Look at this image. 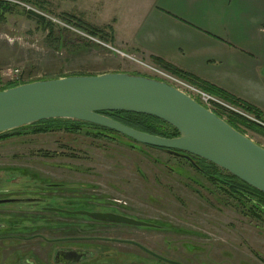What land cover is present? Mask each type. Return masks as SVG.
Instances as JSON below:
<instances>
[{
    "label": "rangeland",
    "instance_id": "obj_1",
    "mask_svg": "<svg viewBox=\"0 0 264 264\" xmlns=\"http://www.w3.org/2000/svg\"><path fill=\"white\" fill-rule=\"evenodd\" d=\"M62 1L48 0L44 9L56 17L53 33L43 23L28 17L21 7L8 13L4 20L0 19V41L14 58L0 68V88L14 80L28 82L72 74L147 73L113 49L133 54L128 48L102 42L62 18L59 9L65 6ZM17 69L19 72H15ZM244 128L246 134L264 146V135ZM31 130L27 128L21 130L26 132L22 135L0 139V182L3 181L0 187H10L7 179L15 180L11 185H31L33 176L54 182L80 183L86 185L82 189L85 195L99 194L127 202V212L157 223L159 229L97 225L90 233L79 229L65 233L61 228L65 221L69 225L91 222L48 216L33 210L18 212L19 224L29 219L34 223L36 216H48L49 221L39 227L33 224L34 234L42 237L33 234L30 240H22L21 236L31 234L22 230L1 235L0 264H54L55 247L45 245L43 237L63 236L133 239L182 264H264V214L260 213L261 218L250 216L249 204L237 201L225 186L208 180L183 158L140 144L120 133L96 136L100 130L86 125H80L77 132L64 126L39 133ZM49 203L59 202L50 199ZM0 206H18V203ZM3 223L13 222L2 218L0 224ZM116 245L114 250L106 249L111 251L110 256L102 248L89 247L96 256L83 264H170L157 262L137 247Z\"/></svg>",
    "mask_w": 264,
    "mask_h": 264
},
{
    "label": "water",
    "instance_id": "obj_2",
    "mask_svg": "<svg viewBox=\"0 0 264 264\" xmlns=\"http://www.w3.org/2000/svg\"><path fill=\"white\" fill-rule=\"evenodd\" d=\"M112 111L156 117L176 128L178 135L164 137L138 130L104 114ZM55 118L96 124L140 144L198 156L264 193V146L160 79L134 72L109 71L36 79L0 90V133ZM79 213L103 221L151 225L112 213ZM62 253L58 251L56 258L62 257Z\"/></svg>",
    "mask_w": 264,
    "mask_h": 264
},
{
    "label": "crops",
    "instance_id": "obj_3",
    "mask_svg": "<svg viewBox=\"0 0 264 264\" xmlns=\"http://www.w3.org/2000/svg\"><path fill=\"white\" fill-rule=\"evenodd\" d=\"M62 2V13L111 27L114 43L132 55L149 62L161 57L255 105L264 116V0ZM13 59L0 41V68Z\"/></svg>",
    "mask_w": 264,
    "mask_h": 264
},
{
    "label": "flooded vegetation",
    "instance_id": "obj_4",
    "mask_svg": "<svg viewBox=\"0 0 264 264\" xmlns=\"http://www.w3.org/2000/svg\"><path fill=\"white\" fill-rule=\"evenodd\" d=\"M30 175V174H29ZM2 182H0V186H2ZM6 182L10 187H0V204L5 203H18V206H0V219L8 218L13 223H3L0 224V237L3 235H12L17 230V233H31L28 237H22V240L28 241L31 239V235L35 233V226H33V221L30 219L25 221L24 223H17L18 220V212H28V211H36L38 213H45L49 216L52 214L62 216V217H70L74 219H85L90 224L85 223H76L75 225H69L67 221L62 223V227L66 232L73 231L74 229H79L83 232L90 233L97 229V225H106L111 228L117 227H130V228H139V229H159V225L157 223H153L148 220H142L136 215H132L128 210L127 202H124L120 199L116 198H108L104 195L99 194H89L85 195L83 192V188L86 185L80 183H63V182H54L47 178L38 179L35 178L33 180V184H21L24 188L23 190H16L14 188H22L20 185H11L15 182L14 179H7ZM35 182V183H34ZM40 183V184H39ZM92 187V185H89ZM87 185V187H89ZM81 189V190H79ZM70 191V195H67V192ZM76 190V191H74ZM79 190V192H77ZM72 194V195H71ZM56 200L58 204L49 203V200ZM6 200V201H4ZM85 204L84 206H81ZM33 207H29V206ZM79 211H88V212H101V213H112L122 216L132 217L141 221H145L151 225H131L127 223H117L112 221H103L98 219H93L83 213H79ZM264 213V212H263ZM250 216L255 217L251 213ZM29 218L22 217V219ZM264 218V215H263ZM31 221V222H30ZM86 225V226H85ZM105 229V228H104ZM2 235V236H1ZM41 234H34V237ZM42 237V236H41ZM20 239V237L18 238ZM45 245H54V251L52 255V261L54 264H83L85 261L90 259H94L96 254L94 249L89 247H99L104 249L105 254L110 256L111 251L108 252L106 249H113L118 245H131L137 247L140 251L149 254L152 258H154L157 262H167L171 263L168 260L176 261L168 259L156 252L152 249L144 246L142 243L133 240V239H123V238H114V237H90V236H63L58 238H44ZM98 240V243H91V240ZM63 252V256L56 258L57 252ZM126 254V253H124ZM128 254V253H127ZM130 254V253H129ZM69 255L70 257H67ZM146 259V258H144ZM181 263V262H179ZM182 264V263H181Z\"/></svg>",
    "mask_w": 264,
    "mask_h": 264
},
{
    "label": "trees",
    "instance_id": "obj_5",
    "mask_svg": "<svg viewBox=\"0 0 264 264\" xmlns=\"http://www.w3.org/2000/svg\"><path fill=\"white\" fill-rule=\"evenodd\" d=\"M25 1L32 3L43 10L46 7L45 0H25ZM16 7L18 6L11 4L10 2H7L6 0H0V19L4 20L7 14L11 13ZM25 11L28 17L36 19L38 23H43L44 26L48 27L49 33H53L52 31L54 27L51 21H48L43 16L38 15L32 11H27V10ZM61 17L67 20L68 23H72L78 29L88 33L89 35L93 37L100 39L103 42L110 43V44L114 42L113 30L111 27L109 28V30H107L106 28L97 27V26H94L82 20L81 18L75 15H71L67 13H61ZM152 60L154 63L172 72L173 74H176L190 81L191 83L201 87L202 89L210 92L211 94H214L236 106H239L245 111L249 112L250 114H253L255 117L264 120V116L261 110L255 105L241 98H238L237 96L231 94L225 89L209 81L202 79L201 77L195 75L192 72H188V71L178 68L174 64L164 60L161 57L152 56ZM8 83L9 84L6 87H2L0 88V90L8 88L13 85L23 83V82L14 80ZM215 112L220 117L226 118L227 122H229L233 127H235L236 129H238L239 131L243 133H246L245 128H244V126H246L249 129H252L264 135L263 126L249 120L248 118L244 116H241L231 111H227L223 108H219L215 110ZM225 112L227 115H225ZM104 114L128 126H131L133 128H136L138 130H141L147 133L156 134V135H160L164 137H174L178 135L177 129L174 128L172 125L156 117L149 116L146 114L125 112V111L104 112ZM80 125H86V126H90V127L100 130L99 133L96 132V136H100V135L106 136L105 134L106 132L118 133L114 130L105 128L103 126H99V125L84 122V121H78V120L66 119V118H55V119H47V120L38 121L30 125H26L20 128H16L10 131L0 133V139L8 138L14 135H22L26 132L22 133L21 130H24L27 128H32L31 130L32 133H39V132H46L52 128L55 129L56 127H59V126L60 127L64 126V128L67 130H70L72 132H77V128H79ZM146 146L149 147V145H146ZM159 149L165 150L169 153L176 155L177 157L183 158L184 161H186L191 166H193L195 170L202 173L205 177L208 178V180L216 181L222 184L223 186H225L230 191V195L234 197L237 201L243 204L245 203L249 204L250 213L254 215L255 217L261 218L262 215L260 213L264 214L263 213L264 212V193L262 191L245 183L244 181L234 176L227 170L217 166L216 164H213L212 162L208 160H205L203 158H200L198 156H194L191 154H188L189 156L188 157L185 155H181V154L168 151L164 148H159ZM181 153H184V152H181ZM33 178L35 179L37 177L33 176ZM48 216H43V217L36 216L34 225L39 227V226L47 224V222L49 221L47 219ZM56 225L59 226L61 225V223H57ZM56 225L53 224V227H55Z\"/></svg>",
    "mask_w": 264,
    "mask_h": 264
},
{
    "label": "built area",
    "instance_id": "obj_6",
    "mask_svg": "<svg viewBox=\"0 0 264 264\" xmlns=\"http://www.w3.org/2000/svg\"><path fill=\"white\" fill-rule=\"evenodd\" d=\"M7 2H10L11 4H14L18 7H21L27 11H32L38 15L43 16L45 19L48 21H51L52 23L57 22L56 17H52L51 14H48L44 12L43 9L37 7L36 5L29 3L25 0H6ZM90 36V35H89ZM93 39V37H92ZM103 42V41H102ZM106 43V42H105ZM112 48V47H111ZM113 49L118 52L123 54L125 57L128 59L134 61L136 64L141 66L144 70L147 71V73H144L148 76H152L154 78L160 79L162 81H165L180 91L188 94L189 96L193 97L196 99L198 102L206 106L207 108L215 111L219 108H223L227 111L234 112L236 114H239L241 116H244L248 118L249 120L261 125L264 127V120L255 117L253 114H250L249 112L245 111L239 106H236L214 94H211L210 92L202 89L201 87L191 83L190 81L173 74L172 72L164 69L163 67L159 66L158 64L154 62H149L143 58H139L135 55L132 54H127L124 51H121L119 49H116L113 47ZM15 72H19V70H15Z\"/></svg>",
    "mask_w": 264,
    "mask_h": 264
}]
</instances>
